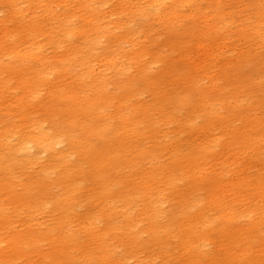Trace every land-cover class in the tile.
Returning <instances> with one entry per match:
<instances>
[{
	"label": "rangeland",
	"instance_id": "374dc122",
	"mask_svg": "<svg viewBox=\"0 0 264 264\" xmlns=\"http://www.w3.org/2000/svg\"><path fill=\"white\" fill-rule=\"evenodd\" d=\"M38 3L32 6V11L25 10L27 14L25 12L23 17L26 25H37L38 35L46 33L38 38L42 50L36 54L43 61H38L35 55L20 73L0 74V81L13 78L6 81L8 85L3 84L0 88V132L4 128H12L10 135H0V239L12 233L23 235L31 229L35 235L51 229L55 236L72 233L81 237L83 225L88 226L87 215L92 221L89 226L91 230L100 232L108 226L98 214L96 202L83 206L89 202V190L94 184L98 187L99 181H94L88 174L91 168L83 160V141L80 139L85 135L82 127L77 130L76 141L71 143L66 137L57 138L54 149L52 146L49 153L40 150L35 143L28 144L31 149L27 155H19L17 149L19 144H23L20 136L27 135L29 139L36 137L33 124L38 120L35 109L38 103L44 107L51 105L54 119H57L54 124L57 131L69 128L70 120L65 111L75 108L74 101L63 99L53 104L49 94L66 93L62 94L66 97L69 92H75L83 99L86 95H94V88L99 86L102 92V116L93 119V123L106 124L110 131L105 145L94 139L93 147L103 154L101 160L105 164L115 168L111 176L115 187L123 190L127 185L130 188L131 183L147 182L149 174H159L163 178L161 188L168 184L167 181L174 184L173 189L165 187L167 190L161 208L156 211L151 210L150 198L139 196V189L125 208L116 200L115 206L121 207H117L119 215L126 212L130 219L139 221L136 240L141 247L136 252L131 251L134 240L133 235L129 234L127 220L117 218L114 228L105 237L110 247V264L181 263L180 241L185 220L181 217L180 209L186 200L192 199H197L205 208L219 188L197 190L190 186L185 179L192 177L196 171L180 169L184 161L182 155L189 150L197 153L198 146L204 147L201 144L214 141L211 144L213 148L204 152L205 158L198 162L197 169L207 182L213 177L221 178L223 185L226 183L229 189L238 181L252 182L264 175V141L251 144L249 153H239L242 143L237 142L241 141L242 135L255 132L252 128L254 123L261 122L259 130L264 132V0H52L50 6L46 1ZM89 5L100 13L96 11L94 16V12L88 9ZM10 10L8 5L0 7V39L7 27L15 33L9 18ZM92 18L99 19L100 23L90 21ZM100 25L104 27L98 28ZM82 32L86 34L80 35ZM50 41L57 42L50 44ZM68 54L76 58L66 63L65 56ZM0 62L5 65L10 60L1 56ZM42 64L44 75L37 74ZM23 71L25 74L21 73ZM81 76L87 78L81 81ZM22 78L30 82L32 91L20 86L23 85L20 84ZM147 79L153 83L144 84L143 80ZM82 82L89 87L88 92ZM15 83L19 86H15ZM24 92L25 96L22 95ZM26 97L36 103H30L31 113L29 109L27 113L31 120L24 123L18 111L21 100H26ZM79 122L83 121L80 119ZM131 123L138 127V131L131 132ZM125 132L128 135L123 134ZM233 134L236 135L235 140H230ZM260 138L264 139V134ZM181 142L182 150H185L173 158V149ZM156 148L160 152H156ZM137 156L138 159L135 158ZM59 157L74 166H67L60 160L58 162ZM9 161L14 164L10 179L2 169ZM76 164L83 175L71 177L70 180L59 179L66 168L73 170ZM32 181L46 182L40 190L42 197L34 188L35 184L28 188L30 191L25 189V185ZM71 185H79V190L72 191ZM233 192L227 193L223 201L240 214L236 227L248 233L251 225L258 222L260 224L255 229V235L260 231L264 237V189L251 187ZM66 196H72L66 214H59L50 207V203ZM41 200L49 202V205L46 203L38 207ZM147 213H152L154 217L147 219ZM215 216L218 217L217 212H208L207 224L214 221ZM150 221L163 229V242L160 244L151 242L150 234L145 231ZM166 230H174L177 237L166 239ZM218 240L219 236L213 235L200 243L203 249L200 258L204 264L208 263V259L212 261L220 251ZM255 241L252 247L254 252L251 251L250 257L239 264H263L260 262L264 258L257 254ZM47 248L48 244L44 243L39 252ZM76 248H80L79 251L86 249L83 244H77ZM237 249L233 247L234 252ZM6 254L7 257L0 264H7L10 260L8 264H34L37 258L35 252L19 259L9 258L10 252ZM220 258L223 259V256ZM86 263L78 258L74 263L63 261L62 264Z\"/></svg>",
	"mask_w": 264,
	"mask_h": 264
},
{
	"label": "bare ground",
	"instance_id": "6f19581e",
	"mask_svg": "<svg viewBox=\"0 0 264 264\" xmlns=\"http://www.w3.org/2000/svg\"><path fill=\"white\" fill-rule=\"evenodd\" d=\"M44 1H46V3H48L49 6L52 2V0H29V1L28 0H0V7L4 8L8 5L11 9L9 12V14H10L9 18L13 22V28L15 31V33H13V31H10L7 27L3 33V36H1L2 39H0V57L1 56L7 57L10 60V63L3 65L0 62V74H2V73H14V72L21 71L25 66H27L31 62L32 57L35 56L36 54H39V52L42 50L41 44L38 43V38L42 37V35L45 32H43V34L38 35L39 33L36 32L37 25H33V26L26 25V23L24 22L25 20H24L23 16H24V13L26 12L25 10H28V11H30L31 9L33 10V7H32L33 5L35 6L36 3L44 2ZM78 1H80V0H78ZM154 1L156 2L157 0H154ZM81 3H78V4H81ZM130 3H132V2H130ZM42 4L44 5V3H42ZM38 5H39V3H38ZM57 5H59V4H57ZM85 5H87V3ZM157 5H158V3H157ZM23 6L24 7L26 6V9H24ZM45 8H47V7L45 6ZM98 8H99V6H98ZM88 9H89V11L94 12L93 13L94 16H96L97 12H98L97 14L100 13L97 10V8H95V7L93 8L90 5H89ZM57 10H58V8H57ZM137 10H134V11L137 12ZM86 11H87V9H86ZM114 11L115 10H113V12L110 11V12H112L111 15H113ZM121 11H123V10H121ZM34 12L35 11H33V13ZM45 13H47V11ZM26 14H27V12H26ZM83 14H85V13H83ZM35 15H36V12H35ZM91 15H92V13H91ZM12 17H15L16 20H14ZM36 18H37V15H36ZM39 18H40V16H39ZM97 18H99V17H97ZM30 19H32V17ZM84 19H85V17H84ZM95 19L92 18L90 21H93L95 23L98 22V24H99L100 23L99 19H96V20ZM51 20H53V19H51ZM45 21H46V18H45ZM109 22H110V20H109ZM2 25H4V23ZM40 25H41V23H40ZM101 26H103V25H100L99 27L98 26L97 27L100 28ZM17 29H18V32H16ZM98 30H100V29H98ZM64 31H65V29H64ZM1 32H2V30H1ZM66 34L68 35V33H66ZM85 34H86V32H82L80 35H85ZM62 38H64V37H62ZM67 41H70V39H67ZM56 42L57 41H50V44H55ZM70 54H68L67 56L64 55L67 58L66 63L68 61H71L72 59L76 58L75 55L70 56ZM36 57L38 58L37 59L38 61H40V62L43 61V58L40 57L39 55H36ZM67 65H65V66H67ZM63 66H64V64H63ZM43 67H44V64H42L41 68L37 70V71H40L37 74L44 75V73L41 71L43 69ZM52 68H54V67H52ZM26 69L27 68H25V70ZM27 71H28V69H27ZM66 71H68V70H66ZM23 72H21V73L25 74V72L24 73ZM28 72H30V71H28ZM32 73L35 74L34 72H32ZM32 73H30V74L33 75ZM28 74H26V75H28ZM12 76H14V75H12ZM39 76H41V75H39ZM74 76H76V75H74ZM22 77H23V75H22ZM28 78L29 77L27 76V79ZM74 78H76V77H74ZM86 78L82 77L81 81H82V79H86ZM9 79L11 80L13 78H9ZM9 79H7L6 81L9 82ZM18 79H21V78H18ZM22 80H23V78H22ZM36 80H37V78H36ZM6 81H3V80L0 81V88H2L4 86L3 84H6ZM78 81H77V83H78ZM143 81H144V84H152L153 83L149 79L143 80ZM24 82H25L24 80L22 83H20V81H19L20 84H23L20 86L25 87V89H27L28 91H30V90L32 91L33 89H31L32 86L29 84L30 82L29 83L25 82L26 84ZM17 83H15V84H17ZM83 83L84 82H82L81 84H83ZM6 85H8V84H6ZM15 86H19V85L17 84ZM34 87H36V85ZM83 87L87 88L86 90L84 89L85 91H87L89 89V87H86L84 84H83ZM25 89H23V90L25 91ZM100 89L101 88L99 86H96L94 88L95 94L94 95L92 94V96H90V95L84 96L83 95L84 96L83 99H80L81 97H78L75 92H72V93L69 92L70 94L66 97H64V95L66 93L65 94L62 93L64 95H62V94L56 95L53 93L49 94V97H50L51 101L53 102V104L57 100H63V99H71L72 101H74L75 108L68 110V111H65V113L68 114V120H70L68 123L69 128L67 130L57 131L55 129L56 127L54 126V124L57 122V119H54V115L52 114L53 109L52 110L50 109L51 105H50V107H44L38 103L35 106V109L38 113V120L36 122L34 121L35 124H33V126H34L33 132L36 134V137L33 139H29L30 137H28L27 135L20 136L23 144H19L17 149L19 150L18 154L24 156V155H27V153L31 149L30 147H28V144L35 143L36 146L40 150L49 153L50 149L52 148L54 143L57 141L56 140L57 138L66 137L68 139V141L71 143L76 141L77 130L80 127H82L84 130V135H85V137L81 136V139H80L81 141H83L81 143V148L83 150V160L91 168V172H89L88 174L90 176H92L94 181H99L98 187L94 184L92 186V189L89 190V193H90L89 202L85 203L83 206H85L87 204L91 205V203L96 202V206L99 207L97 212L101 217H103L106 220L108 226H105L106 229H104L103 231H100V232L91 230L89 228V226L92 224V221L90 220V218H88L89 215H87L86 221H89L87 224L88 226L83 225V229H82L83 236H81V237H78L72 233H69L66 236H55V235H52L51 229H47L45 232H40L38 235H35V233H33V231H31L32 229L26 231L23 235H21L19 233H12L11 235H9V236L6 235V237L4 236V238L0 239V256H1L0 262H1V260H3L4 258L7 257V254H6L7 252L8 253L10 252V254H9L10 256L8 255L9 258L12 257L13 259H19V258H22L23 256L26 257V256H28V254L35 252L36 253L35 255L37 258H36V261L34 262V264H62L63 261H65L67 263H69V261H71L74 263L78 258H82L84 260V262H87L86 264H96V261L98 264H110V262H111V257L109 256L110 247L108 244H106L105 237L107 236V233L110 231V229L112 230L114 228L115 224L117 223V221L119 220L120 217H121V219L127 220L128 227H129V234L133 235L132 238L134 241L131 242V246H130L131 251L134 250L136 252L140 249L141 243L136 240V230H137L136 227L137 226L140 227V223L138 220L133 221L132 219H130V215L127 214L126 212H122V214L119 215L120 211H118V209H120L121 207L117 206L118 207V209H117V207L115 206L116 200H117V204L123 205L122 207L125 208L126 205L130 202V200H131L130 198H132V196L134 195V192L139 189V196H141L143 198L144 197L150 198L149 202L151 204V208H152L151 210L156 211V209L161 208L162 200L164 199V193L167 190L165 187H169L170 189H173L174 184L170 183L171 181H167L168 184L164 185L163 188H161V186H162L161 183L163 181V178L159 174H155V175L149 174L147 182L142 183V181H141L140 183H136V184L131 183L130 185H132V186L130 188H128V185H127V186H124L123 190L117 189L115 187V185L113 184V180H111V176L113 175V173H115V168L114 167L112 168L111 166L109 167V165L105 164L101 160V158L103 157V154L101 152L97 151L96 147L95 148L93 147L94 146L93 141H95V140L97 142L101 143V145H105L108 142V136H109V131H110V127L107 126L106 124H95V123H93V119L100 118L102 116L101 104L103 105V103H102V99H101V95H100V92H101ZM77 90H78V87H77ZM126 90H129V89L126 87ZM91 91L92 90L90 89V92ZM54 93H56V92H54ZM58 93H61V91ZM22 95L25 96V92L22 93ZM24 98L25 97H23V99ZM20 99L21 98H19V101H20ZM23 99L20 102L21 106L18 104L19 102L18 103L16 102V105L18 104L20 106V111H18L19 114L18 113L17 114H18L19 118H21V120L24 121V123H26L27 121L29 122L31 120V118L29 117V114L27 113V109L31 108L32 104H30V103H33L34 101H32L31 99H28V98L26 100H23ZM0 101H1V99H0ZM34 103H36V102H34ZM9 104H11V103H9ZM104 104H105V102H104ZM6 105H8V104H6ZM1 106H3V104ZM4 106H5V104H4ZM19 106H17V107H19ZM11 107H12V104H11ZM1 109H2V107H1ZM30 110L31 109H29V113H31ZM5 111H4V113H5ZM1 112H2V110H1ZM7 112L5 114L8 115L9 113H7ZM119 118H121V117L119 116ZM80 119L83 122H79ZM87 122H90L91 124L89 125V124H87ZM129 122L130 121H128V123ZM124 123H126V122H124ZM260 123H254L253 124L252 128L255 131L254 133L242 135L241 141H237L239 144L242 143L240 149L238 150L239 153L246 152V151L250 150L251 144L254 145L256 143H258V144L263 143L264 139L260 138V137L264 134V132H263V130H259L260 129ZM131 124H129V125H131ZM45 125H47V126H45ZM131 127H132V131L130 130L131 132L134 133L135 131H138V127L136 125L132 124ZM116 129H119V128H116ZM121 129L122 128L120 127V130ZM55 130H56V132H55L56 134L54 133ZM11 132H12V128H4V130L0 132V135H2V136L10 135ZM123 134H127V133L125 132ZM29 136H30V134H29ZM235 136H236L235 134L230 136V140H235ZM123 137H125V135H123ZM128 138H129V136H128ZM213 142L214 141H209L207 144L206 143L201 144V145H204V147L198 146L197 153H192L189 150V151L185 152V154L182 155V158H184V161L181 164L180 169L181 170L192 169L193 172L196 171L194 173L195 175L193 174L192 177H188L185 179L188 181L190 186L196 187L197 190H200L202 188L207 190V189H210V187H212L213 190L214 189L216 190L218 187L219 188H218L217 193L215 191L216 194H212L211 201L209 202V205L206 206L205 208L203 207V205L199 204L197 199H192V200H188V201L186 200L183 208L180 209L181 210V217L185 220V227H184L183 232H182V230L179 232V233L182 232L181 233V241H180V246L182 249V253H181L182 261H181V263H178V264H204L200 258L201 254H202V250H203L201 247L202 244H200V243L207 241L213 235L219 236V240L217 241V245L220 246L221 248H220V251L217 252V255L215 256V258L212 261L209 262V259H208L207 264H239L245 258L250 257L252 247L256 244V243L253 244L254 243L253 241L255 239H256L255 242H257V246H258V247L256 246V248H258L257 254H259L261 257L264 258V237L262 236V234H260V231H259L258 235H255V233H256L255 229L260 223H258V222L253 223L251 225V228H250L251 231L250 232H248V233L243 232L242 230H240L239 228L236 227V225H237L236 221L240 217V214L238 212L234 211L231 207H227V204L225 203V201H223L224 196L227 195V193H230L233 191H239L240 189H248L251 187L253 189H256V190L264 189V175H261L260 178H257L256 180H254L252 182H246L245 180L238 181L235 184H232L230 186V189H229V185H226V183L224 184L226 186L223 185V181L221 180V178L213 177L212 179H209L210 183L207 182V179H203V177H201L202 175L197 168H198V162L204 160V158H205L204 152H209L210 149L213 148L211 146V144ZM178 145H181V146H178ZM178 145H176V147L173 149V158H175V156L177 154L184 152V150H185V149L182 150V147H183L182 142L179 143ZM159 148H161V147H159ZM53 149H54V146H53ZM128 150H130V147L128 148ZM155 151L160 152V149L156 148ZM249 152L250 151H248V153ZM120 153H122V151ZM234 154H235V152H234ZM56 155L59 156V154H56ZM116 158H117V156H116ZM135 158L138 159L139 157L137 156ZM59 160H60V162H63V164H65L67 162V160L62 158V157H59L58 162H59ZM28 162H31V161L29 160ZM69 164L66 163L67 166H74V165H69ZM132 164H131V166H132ZM13 168H14V164L11 163L10 161L6 166H4L2 168L4 173H5V176H7L8 179H10V176L12 175ZM239 171H242V169H240ZM73 173H75V174L73 175ZM83 174H84L83 171L81 169L77 168V164H76L75 168L73 170L71 168H68V170H67V168H66L65 171L61 175H59V179L62 178V180H64V179L70 180L71 177L74 178L77 175L81 176ZM157 175H159V176H157ZM87 181L90 182V180H87ZM45 183L46 182L32 181V182H29L27 185H25V187H26L25 189L27 191H30V189H28V188L33 187V184H35L34 188L38 189L37 193L39 196H41L40 190L42 189V187L44 186ZM78 186L77 185H71V190L72 191L79 190ZM67 187H68V184H67ZM224 187L228 188V189H224ZM233 194H236V192H233ZM71 199H72V196H69V197L66 196L62 200H56L53 203H50V205H51L50 207L54 211L58 212L59 214H66L68 212L67 206H68L69 202H71ZM248 200H249V198H248ZM48 203L49 202H45V201L41 200V202L38 204V207H41V204L42 205H45V204L49 205ZM155 211H151V212L155 213ZM208 212H211L213 214L217 212L218 217L215 216L214 221L213 220L209 221L207 224V221H205V220L207 219ZM146 215L148 217L147 219H149V218L152 219L154 217V215H152V213H147ZM117 218H118V220H117ZM172 225H173L172 228H174L175 224L173 223ZM203 225H205V226H203ZM199 227L201 228V230H199ZM145 231L150 234L149 240L151 242L156 243V244H160L163 242V236L161 235V233L163 232V229L158 227V225L155 222L153 224V221H150L149 227ZM168 231L169 230L164 231V234L167 236L166 239L177 237V235L174 234V230H172L171 232H168ZM87 242H89V243L87 244ZM44 243L48 244V248L45 251L39 252L42 244H44ZM77 244H83V247H85L86 249L83 251H79V249L81 247L76 248ZM239 246H241V247H239ZM233 247L234 248L237 247L238 248L237 251L234 252ZM252 252H254V251H252ZM79 253H80V256H79ZM252 255H255V254H252ZM222 256H223V259L220 258ZM10 261H8V263ZM262 262L264 264L263 260H261L260 263H262ZM5 263H6V261H5ZM115 264H124V263L123 262H117Z\"/></svg>",
	"mask_w": 264,
	"mask_h": 264
}]
</instances>
